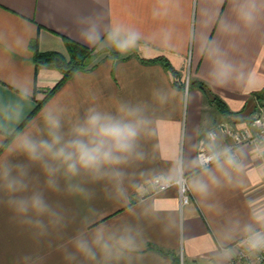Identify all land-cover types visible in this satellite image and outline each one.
Here are the masks:
<instances>
[{
  "label": "crops",
  "instance_id": "0c3cea01",
  "mask_svg": "<svg viewBox=\"0 0 264 264\" xmlns=\"http://www.w3.org/2000/svg\"><path fill=\"white\" fill-rule=\"evenodd\" d=\"M130 31L136 45L118 51ZM62 36L93 48L94 57L19 127L61 77L35 64L30 42L37 37L39 51L67 55ZM160 55L178 70L181 86L161 62L143 61ZM262 87L264 0H0V264H171L172 254L184 264H223L244 237L264 232V146L244 144L236 160L206 166L197 150L220 122L249 124L261 111L255 92ZM130 109L140 134L133 155L115 169L119 180L82 169L66 175L50 155L32 161L21 150L26 139L51 143L54 135L61 138L55 147L65 146L89 110L124 119ZM229 141L219 133L209 146L221 154ZM5 171L22 191L6 188ZM180 172L191 193L184 204L176 185L155 191L151 181ZM37 196L48 212L16 210V201ZM98 234L112 242L130 236L137 248L118 259L93 248L96 259L88 260L76 242L91 245Z\"/></svg>",
  "mask_w": 264,
  "mask_h": 264
},
{
  "label": "clouds",
  "instance_id": "9594fccd",
  "mask_svg": "<svg viewBox=\"0 0 264 264\" xmlns=\"http://www.w3.org/2000/svg\"><path fill=\"white\" fill-rule=\"evenodd\" d=\"M137 39V33L130 31L127 39L117 43L115 47L118 51L125 52L136 45ZM89 112L84 126L73 130L77 138L68 141L65 146L56 148L55 145L60 143L61 138L54 135L51 143L40 141L37 144L31 139H26L22 145V152L32 161L40 159L43 154L50 155L52 160L57 161L61 167H65L66 175H75L77 169H82L96 179L107 177L119 180L121 174L115 169L127 163L128 158L133 155L140 134V122L134 120L135 111L131 109L125 113L124 119H117L107 114H92V110ZM125 119L128 122H124ZM52 126L58 128L59 122L52 121ZM8 168L23 169L24 165L9 164ZM4 179L7 180L6 188L10 191H22L25 187L22 182L9 179L7 171L4 173ZM203 189V184H200L196 191H203ZM29 206L37 215L48 212V206L38 196L30 201L23 199L16 201L18 212H26ZM76 248L88 260L96 259L93 248L97 249L105 259L111 258L115 251L118 259L124 251L135 250L137 244L127 235L112 242L104 241L98 234L93 238L91 245L86 240H77ZM249 248L254 251L264 249V232L256 233L250 238Z\"/></svg>",
  "mask_w": 264,
  "mask_h": 264
},
{
  "label": "built area",
  "instance_id": "2783aa9c",
  "mask_svg": "<svg viewBox=\"0 0 264 264\" xmlns=\"http://www.w3.org/2000/svg\"><path fill=\"white\" fill-rule=\"evenodd\" d=\"M219 133L230 139L226 149L221 154L214 152L209 146ZM244 144L254 145L257 148L264 146V110L255 113L250 118L249 124L238 126L234 123L223 121L218 124L216 129L209 130L207 132V142L201 143L197 150L199 165L206 166L220 157L236 160L237 151ZM259 155L264 161L261 151ZM151 181L155 191H162L172 185H176L181 204L187 203L191 199L187 176L181 172L175 180H169L164 175L157 173L152 177ZM251 237L246 236L241 242L237 243L234 253L223 264H260L263 262L264 249L254 251L249 248Z\"/></svg>",
  "mask_w": 264,
  "mask_h": 264
},
{
  "label": "trees",
  "instance_id": "16d2710c",
  "mask_svg": "<svg viewBox=\"0 0 264 264\" xmlns=\"http://www.w3.org/2000/svg\"><path fill=\"white\" fill-rule=\"evenodd\" d=\"M66 50L67 55L56 51V50H48V51H39L38 45H37V37L30 42V47L33 50V57L34 62L36 65H48L55 67L58 69L61 73L60 79L52 86L50 87L41 100H38L36 102V105L31 110V112L26 116V118L22 121V123L19 125L21 127L29 118H31L34 114V112L38 111L42 105L44 104L45 100L51 96L56 89L60 86L63 81L71 77L76 71L86 69L90 62L92 61L94 57V50L91 47H88L74 39H71L67 36H62ZM117 53L116 50L112 51V54ZM146 62H161L170 72L173 83L177 86H181L182 82L180 79V73L176 68L172 66L169 60L163 55L157 56L153 59H146L143 60ZM184 83V82H183ZM189 85L190 84H196L199 87H201L204 91H207V87L205 83L198 80H191L189 79ZM212 102L217 106L219 111L225 115H231V112L227 108L225 102L218 97L217 95H210ZM255 97L259 100L260 103H264V87L259 89L255 92ZM17 132L15 130L11 134L8 135V138H10L12 135H14ZM171 264H183V260H179L178 254H172L171 255Z\"/></svg>",
  "mask_w": 264,
  "mask_h": 264
},
{
  "label": "rangeland",
  "instance_id": "374dc122",
  "mask_svg": "<svg viewBox=\"0 0 264 264\" xmlns=\"http://www.w3.org/2000/svg\"><path fill=\"white\" fill-rule=\"evenodd\" d=\"M187 77H188V73L186 72V74L184 73V75H183V81H186L187 80ZM181 79V78H180ZM185 89H186V87H185ZM187 90V89H186ZM259 101V100H258ZM261 106H262V108H261V110H264V103L262 104H260ZM179 260H182V258H181V256L179 255ZM183 264H184V262H183Z\"/></svg>",
  "mask_w": 264,
  "mask_h": 264
},
{
  "label": "water",
  "instance_id": "95a60500",
  "mask_svg": "<svg viewBox=\"0 0 264 264\" xmlns=\"http://www.w3.org/2000/svg\"><path fill=\"white\" fill-rule=\"evenodd\" d=\"M260 264H264V261H263V262H261Z\"/></svg>",
  "mask_w": 264,
  "mask_h": 264
}]
</instances>
